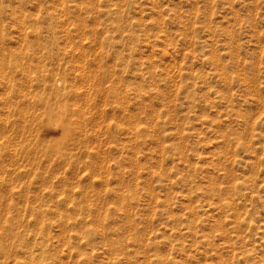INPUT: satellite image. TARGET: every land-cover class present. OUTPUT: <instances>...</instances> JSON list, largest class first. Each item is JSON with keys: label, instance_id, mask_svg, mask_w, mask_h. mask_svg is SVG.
Returning <instances> with one entry per match:
<instances>
[{"label": "rangeland", "instance_id": "1", "mask_svg": "<svg viewBox=\"0 0 264 264\" xmlns=\"http://www.w3.org/2000/svg\"><path fill=\"white\" fill-rule=\"evenodd\" d=\"M0 264H264V0H0Z\"/></svg>", "mask_w": 264, "mask_h": 264}]
</instances>
